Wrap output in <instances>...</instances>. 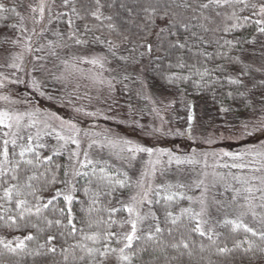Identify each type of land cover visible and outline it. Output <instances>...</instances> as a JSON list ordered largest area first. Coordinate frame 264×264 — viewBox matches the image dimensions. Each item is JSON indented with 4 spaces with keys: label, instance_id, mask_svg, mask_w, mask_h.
<instances>
[{
    "label": "rangeland",
    "instance_id": "obj_1",
    "mask_svg": "<svg viewBox=\"0 0 264 264\" xmlns=\"http://www.w3.org/2000/svg\"><path fill=\"white\" fill-rule=\"evenodd\" d=\"M252 2L264 3V0ZM38 3L40 0H24V12L20 16L24 17L23 23L28 29L26 35H32L33 29L30 6ZM55 5L54 12L67 11L62 6V0H55ZM100 10L105 17V10ZM35 15L39 19V13ZM41 22L49 31L40 36L32 35L30 43H34V48L31 51L12 43L20 35L17 28L8 41L4 42L0 36V111L34 113L32 119L37 124L31 129L33 133L37 128L43 129L47 123L51 126L48 131L54 128L67 136L71 134L70 126H74L79 130L76 135L81 152L86 150L92 160L120 164L127 170L132 182L139 179L146 169L152 173L155 168L154 174L148 177L153 187L182 184L185 186L183 189L174 190L188 193L193 198L200 197L207 188L210 216L206 217L209 219L206 228L214 227L222 218H237L243 210L238 205L245 203L243 197L247 193L241 192L233 202L235 190L264 188V156L256 155L264 153V100L254 104L245 116L237 118L226 117L223 112L210 114L200 104L187 101L190 109L185 125L170 124L168 115L177 103L176 97L165 89L151 85L146 72L147 60L153 54L147 45L152 47L154 38L136 43L129 54L117 58L109 51V44L101 50L90 44L81 33L80 38L88 43L77 45L69 40L67 22L65 29V25H60V19L51 24L46 20ZM56 31L64 33L62 44L54 35ZM36 32H41L39 26H36ZM257 35L258 42L245 63L264 77V34ZM49 41L53 43L49 45ZM111 44L116 47L115 42ZM41 47L42 50H38ZM19 53H23L22 58L14 59ZM92 60L98 62L93 64ZM13 64L18 66L13 67ZM28 122L26 118L25 123ZM0 129L2 132L9 131L2 125ZM124 141L129 143L125 145ZM113 144L117 147H112ZM137 145L153 149L155 154L151 160L157 163H147L150 159L148 153H136L134 159H123L130 154L126 150L121 152L120 148ZM76 148V145L69 144L64 151L67 157ZM245 150H252L251 154L240 159L220 155L223 152L244 153ZM162 151L165 154H160ZM167 153L172 154L171 163ZM80 158L83 159V156ZM177 158L183 163L177 164ZM233 163H243L246 167H224ZM244 180L249 183H243ZM134 192L135 189L131 188L125 202ZM259 195L253 193L255 197ZM261 203L264 201L254 200L255 205ZM192 205L199 210L198 204ZM148 211L149 206L145 205L141 215ZM256 212L255 218L248 214L243 217V222L262 232L264 208L257 207ZM127 231H130V225H126Z\"/></svg>",
    "mask_w": 264,
    "mask_h": 264
},
{
    "label": "trees",
    "instance_id": "obj_2",
    "mask_svg": "<svg viewBox=\"0 0 264 264\" xmlns=\"http://www.w3.org/2000/svg\"><path fill=\"white\" fill-rule=\"evenodd\" d=\"M6 8L16 6V12L20 15L24 12V0H0ZM159 7L155 14L150 15L145 11L146 8L153 6ZM207 3V0H100L102 9L105 10L106 16L110 19L103 20V26L97 27L101 22L94 19L90 13L96 10L95 0H75V6L80 12L83 19L72 17L73 25L79 33L93 46L103 50L109 41L115 42V57L125 56L132 51V47L139 42H147L154 38L151 50L153 54L147 60V76L151 85L160 87L175 95L177 103L172 106L168 115L170 124L184 126L188 119L189 106L187 101L200 104L208 113L219 114L223 112L226 117L245 116L254 107V104L264 100V77L249 68L248 74L241 77L243 84H230L228 80L223 79L224 76L231 74L233 77L238 76L241 71L240 65L232 64L228 66L227 73H213L211 77L201 78L199 73L205 69H214L225 61L215 57V53L226 49H218L214 43L216 39L225 35L219 31H213L217 25L221 24V19L215 16V12H225L223 8L200 9L199 5ZM184 4L190 7H183ZM87 10V14L85 12ZM167 12V15H165ZM242 16H250V11L240 13ZM3 19H0V36L5 41L11 39L15 28L9 27L18 23L19 17L12 12L0 13ZM163 16V19L161 18ZM208 17V19H204ZM67 16L60 19V25L66 28ZM111 24L110 29L107 26ZM85 25H88L89 31H85ZM201 25H204L202 28ZM205 28L208 31H205ZM195 33V35H193ZM255 26H246L237 29L233 34L228 35V39L233 36L244 37L251 40L255 38V42L251 44H243L241 47L246 51L241 55L242 61L251 55L252 49L258 42V35ZM93 37H99L104 43L93 42ZM178 44L185 45L183 48ZM204 54H213L208 58ZM233 55H237L233 51ZM180 65H183L181 67ZM221 77L218 82H213L216 77ZM174 77H187V79H174ZM232 93V95H229ZM176 102V101H175ZM182 104H179V103ZM3 132L0 129V144H2ZM45 142L49 148L43 151V155L51 154L52 147L55 146V139L45 137ZM11 150L13 146L8 145ZM18 151V149H17ZM101 162L99 166L106 167V173L113 179H124L121 173L129 174L127 170L120 164L108 160H93ZM67 164L68 157L65 152L62 155L53 158L54 164ZM90 171L89 169H86ZM100 173L97 171V176ZM63 176V171L60 172ZM89 179L92 183L89 184ZM74 182L78 191L75 193V200L71 205L73 224L77 231L72 233L71 226H68V218L66 214L67 206L61 199L54 202L47 209H42L43 215L53 221L61 220L60 225H53L48 228L45 234L40 237V243H43L48 235H53L55 239L48 247H55V253L39 255L36 257H24L20 264H88V260L83 262L79 257L86 255V249H82L78 244H84L88 248L102 247V244L95 243L92 240L84 239L86 235H92L97 231H103L107 228L104 223L96 222L108 220V214L104 210L106 207H120L119 200H126L131 188L121 189L115 197L101 195L98 203L94 206L100 211L89 213L91 192L97 188L96 177H76ZM61 187L57 184L49 191L45 192V202L55 194V189ZM85 188L89 189V193L85 194ZM101 191H104L101 188ZM185 196H191L184 193ZM162 193V197H163ZM111 200V203L109 201ZM192 206L190 201L185 198H177L172 202L171 211L179 214L181 208ZM59 208H65V215L61 216ZM149 209L155 213L157 219L150 216L143 224L138 227L137 235L140 237L134 240L130 248L125 249L124 254L131 257V264H264V252L260 249L264 248V240L259 235H252L244 229L233 230L230 224L224 225L220 222L226 218L219 219L214 228L218 236H213L209 240L207 236H200L198 233L191 232L184 227L188 221L181 218L176 225H172L165 218V202L161 198L160 204L149 206ZM127 218V213L120 211L112 216L113 220L120 221ZM231 219V218H227ZM93 225L90 228L89 222ZM159 223L161 232L155 233V226ZM194 223L190 227H194ZM206 228V227H205ZM82 230V231H81ZM112 232H120L126 230L119 224H114L108 229ZM154 233L153 238L149 239L148 231ZM29 231L34 233L33 229L9 230L0 229V238L12 240L17 236L27 235ZM259 233L258 231H256ZM188 244L185 249L183 244ZM213 241L215 243H213ZM236 241H241L236 246ZM251 242V246L249 244ZM29 248H34V242H28ZM176 244L177 247H172ZM113 247H123L122 244L112 241ZM227 247L229 251L220 253L217 248ZM63 249H68L64 252ZM46 252L47 249L41 250ZM191 252V255H189ZM23 253L12 254L0 247V264H16ZM114 256L108 257L104 264H118L117 260L112 261ZM127 264V262H125Z\"/></svg>",
    "mask_w": 264,
    "mask_h": 264
},
{
    "label": "snow or ice",
    "instance_id": "obj_3",
    "mask_svg": "<svg viewBox=\"0 0 264 264\" xmlns=\"http://www.w3.org/2000/svg\"><path fill=\"white\" fill-rule=\"evenodd\" d=\"M97 5L96 10L92 11L90 15L100 21L101 23L97 27L103 26V20L110 19V17H104L101 12L102 5L100 0H95ZM63 8L67 9L65 12H54L53 8L56 7L55 0H40L35 6H30L32 16V35L40 36L43 33L49 31L48 28L44 27V24L41 22L46 20L48 24H51L54 20H59L62 17L67 16V24L69 27V32L67 37L69 40H72L77 45L86 44L88 41L86 39H81L80 34L76 28L73 27L72 17L77 19H83L80 12L75 6V0H62ZM153 6L146 8L145 11L150 15L155 14L157 8ZM183 7H190L188 4H184ZM200 9H209L212 8L220 9L223 8L225 12H215V16L221 19V24L217 25V28L213 31H219L225 35L219 37L214 41L218 49H226L224 51H217L214 55L225 61L224 64H219L214 69H205L203 72L199 73L201 78L211 77L213 73H227L228 66L232 64L240 65L241 71L238 76L233 77L231 74H228L223 77V79L228 80L230 84L242 85L243 81L241 77L248 74L250 65L244 64L241 59V55L246 51L243 47V44H251L255 42V38L248 40L244 37L233 36L232 39H228L227 36L233 34L237 29H242L246 26H255L257 33L264 34V3H254L252 0H207V3L199 5ZM244 11H250V16H242L240 13ZM12 12L15 13L19 19L20 24L9 25L11 28H17L20 35L17 39L13 40L12 43L18 47H22L24 50L31 51L34 48V43L32 41V35H26L28 29L24 26V17L20 16L16 12V6L11 8H6L3 3H0V13ZM39 13V19L36 17V13ZM87 14V10L85 9ZM167 15V12H165ZM3 16H0V19H3ZM163 19V16L161 17ZM208 19V17H204ZM36 26H39L41 32H36ZM85 31H89L88 25H85ZM108 28L113 26L109 24ZM203 28L204 25H201ZM205 31H208L205 28ZM54 35L57 37V40L62 44L64 39V33L60 31L54 32ZM195 35V33H193ZM93 42L95 43H104L99 37H93ZM49 45L53 42L49 41ZM110 45L109 51L112 52V48L115 45L111 44V41L108 42ZM178 47L183 48L185 45L178 44ZM43 47V46H42ZM38 49V50H42ZM149 51L151 50V45H147ZM233 51H236L238 54L233 55ZM55 55V52L52 53ZM115 56V52H112ZM208 58H211L213 54H204ZM23 53L17 54L14 59H21ZM39 59V57H37ZM121 59H124L121 57ZM91 63L95 64L98 61L92 60ZM13 67L18 65L13 64ZM183 67V65H180ZM174 79H187V77H174ZM221 77H216L213 82H218ZM232 95V93H229ZM3 99L7 100V97ZM34 113H17L10 114L7 111H0V125L9 129V131L3 132L2 144H0V229L6 228L9 230H19L23 229H33L34 233L29 231L27 235L22 237L17 236L12 240H5L0 238V247L5 249L7 252L12 254L23 253V256L20 257V260L16 264H20V261L24 257H36L39 255H46L48 253H55V247H48L51 242L55 239L53 235H48L47 239L40 243V237L46 233L48 228H50L53 223L56 225L61 224V220L57 219L55 221L48 219V217L43 215L42 209H47L54 204L55 201L62 198L65 205L67 206L66 214L68 218V226H71L72 233L77 231L75 224H73V216L71 205L75 200V193L78 191L76 188L74 178L76 177H96L98 183L95 191L91 192L90 198V207L88 209L89 213L93 211H100L99 208L94 206L98 203L99 197L101 195H106L109 197H115L117 192L121 189L133 188L135 189L134 194L129 196L128 201L119 200L118 204L120 207H106L104 210L108 214V220H101L97 223H104L107 225L103 231H97L92 235H86L84 239H89L95 243L102 244V247H92L88 248L84 244H78L82 249H86V255L79 257V260L83 262L85 259L88 260V264H104V261L110 257L114 256L118 264H131V257L125 255V249L130 248L134 240L140 239L137 235L138 227L140 223L149 216L152 219H157L155 213L150 209L147 213L141 215V211L145 205L151 206L154 204H160L161 198L165 202V218L166 221H170L172 225H176L181 218H185L188 223L184 227L191 232L198 233L200 236H207L209 240H212V237L218 236L219 233L215 232L214 227H207L205 225L209 224V219L206 217L210 216L209 213V204L207 203V188L201 193L200 197L193 198L191 196H185L183 191H175L174 189H183L185 186L182 184H168V185H156L153 187L152 183L148 177L155 172L153 168L152 173L148 172L146 169L139 179L135 182H132L131 178L127 176V173H121L124 179H113L106 173L105 166H99L101 162L93 161L89 158V153L84 150H80V140L77 138L76 133L79 131L70 126L69 131L70 135H64L61 132L56 131L54 128L51 131L48 129L51 127L49 124L45 123L43 129L37 128L33 133L32 128L36 127L37 121L32 119ZM28 119V123H25V119ZM191 120V117H189ZM7 122V123H6ZM15 128V131L12 129ZM26 133V134H25ZM45 137L54 138L57 143L52 147L50 155H43V151L49 148V145L45 142ZM129 142L124 141L123 144H128ZM13 146L11 153L8 148V145ZM69 144H74L77 146L76 150H72L68 155L67 164H54L53 158L60 156L64 151H67V146ZM95 144V141H93ZM91 147V145L89 146ZM112 147H117L113 144ZM18 149V151H17ZM127 151L130 156L123 157L125 160L134 159L136 153H148L150 159L147 162L149 165H154L156 161L151 160V157L155 154L154 150L151 148H145L141 146H134L130 148H120L121 152ZM252 150H245L244 153H230L223 152L220 155L229 156L233 159H240L241 156L246 154H251ZM160 154H165L163 151ZM81 155L83 159H81ZM169 156V163L172 162V154L167 153ZM256 155L264 156V153H256ZM191 162V161H189ZM176 163H183L179 158L176 159ZM224 167L231 168H245L246 165L243 163H233L231 165H224ZM90 171L86 170L89 169ZM63 171V176H60V172ZM97 171L100 173L97 176ZM259 171V169H257ZM240 179V178H237ZM253 180H256V177H252ZM92 183V180L89 179V184ZM202 183V182H201ZM243 183H249L248 180H244ZM61 185L55 189V194L51 196L46 202L44 200V193L49 191L55 185ZM200 185L198 184L197 187ZM101 188L104 191H101ZM85 194L89 193V189L85 188ZM241 192L247 193L243 197L245 200L244 204L238 205L239 209H243L239 212L236 219H225L221 221V224L228 225L230 224L233 230L244 229L246 232L251 233L252 235H259L261 240H264V231L257 233L253 228L249 227L243 222V217L251 214L254 218L257 215L256 208H264V203L260 205H255L254 200L260 199L264 201V188H253L246 187L244 189L235 190V194L232 197L233 202H235L240 196ZM162 193L164 194L162 197ZM253 193H260L258 197L253 196ZM177 198H185L191 203L199 205V210H196L194 207L189 206L187 208H181L179 214H174L170 209L172 202ZM111 203V200L109 201ZM215 203L219 204L220 202L216 201ZM61 216L65 215V208H59ZM120 211L128 213L126 219L116 221L112 219V216ZM194 223V227H190ZM114 224H119L120 228L123 229L125 225H130V231L124 232H112L108 229L111 228ZM93 222H89V227L91 228ZM82 231V230H81ZM162 229L159 226V223L155 226V233L161 232ZM149 239L153 238L154 233L149 230L147 233ZM115 240L116 243L122 244L123 247H113L112 241ZM28 242H34L35 247L29 248ZM185 249L188 248V244L181 241ZM213 243H215L213 241ZM242 242L236 241V246H239ZM251 246V242L249 241ZM172 247H177L176 244H173ZM47 249L46 252L41 250ZM64 252H67L68 249H63ZM217 251L224 253L229 251L227 247L217 248ZM261 252H264V248L260 249ZM191 255V252H189Z\"/></svg>",
    "mask_w": 264,
    "mask_h": 264
}]
</instances>
